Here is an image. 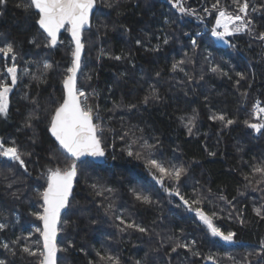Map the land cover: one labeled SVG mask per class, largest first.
I'll list each match as a JSON object with an SVG mask.
<instances>
[{"label": "trees", "instance_id": "1", "mask_svg": "<svg viewBox=\"0 0 264 264\" xmlns=\"http://www.w3.org/2000/svg\"><path fill=\"white\" fill-rule=\"evenodd\" d=\"M95 2L77 94L106 159L76 166L57 264H264V126L251 128L264 0ZM218 15L236 18L228 43L211 34ZM37 18L30 0H0V92L16 69L0 114L15 154L0 149V264H41L42 194L74 163L47 131L73 47L64 32L52 49Z\"/></svg>", "mask_w": 264, "mask_h": 264}, {"label": "water", "instance_id": "2", "mask_svg": "<svg viewBox=\"0 0 264 264\" xmlns=\"http://www.w3.org/2000/svg\"><path fill=\"white\" fill-rule=\"evenodd\" d=\"M33 11L38 14V29L54 49L59 37L67 29V37L73 47L71 71L62 83L63 100L55 110L48 126V135L60 150L74 161L64 173L55 172L48 178L42 194L41 264H57V239L61 216L66 212L77 175L79 162L89 160L102 165L106 153L97 138L96 128L89 114L84 112L77 94V78L84 55L83 33L91 27L95 0H30ZM7 71V70H6ZM15 79L12 80V84ZM251 128L258 132L257 124ZM168 194H174L167 191Z\"/></svg>", "mask_w": 264, "mask_h": 264}, {"label": "rangeland", "instance_id": "3", "mask_svg": "<svg viewBox=\"0 0 264 264\" xmlns=\"http://www.w3.org/2000/svg\"><path fill=\"white\" fill-rule=\"evenodd\" d=\"M199 22L203 23V20H199ZM235 23H236V18L229 17V16H226V15H218V18L215 21L213 29H217V30L220 29L226 35H230V34H233V33L236 32V29H235L236 27L234 26ZM210 31H211V29H210ZM224 38H226V37H224ZM72 53H73V49H72ZM6 110H7L6 101H2V102L0 101V114H1V116H4L2 114H4ZM88 113L90 114V112H88ZM93 115H94L93 117L97 118V115L95 113ZM0 149H1V152H2L1 156L3 158L10 159V160L14 158L15 154H14V152L12 150H9V149H6V148H1V147H0ZM144 172L147 175V177L150 180H152L160 188V190L163 193H167L168 189H167L166 183L164 181H162L161 179H159L157 177V175L155 174V172H153L151 170H147V169ZM41 217H42V215H41ZM40 222H41V219H40ZM208 230H209V232L211 234H213L214 236H217L223 242H226V243H230L231 242V237L223 236V235H220V234L216 233L211 226H208ZM40 236H41V233H40ZM262 246L264 247V241L262 242Z\"/></svg>", "mask_w": 264, "mask_h": 264}, {"label": "flooded vegetation", "instance_id": "4", "mask_svg": "<svg viewBox=\"0 0 264 264\" xmlns=\"http://www.w3.org/2000/svg\"><path fill=\"white\" fill-rule=\"evenodd\" d=\"M35 14H37V13H35ZM37 16H38V14H37ZM37 20H38V18H37ZM5 73L7 74L8 83L3 87V89L0 92V101L1 102L6 101L7 107H8V104H9L8 101H9L10 93L16 87V82L14 84H12V80L15 79L16 69L14 67L10 66V67L5 69ZM5 113H6V111H5ZM5 113L2 115H5Z\"/></svg>", "mask_w": 264, "mask_h": 264}, {"label": "built area", "instance_id": "5", "mask_svg": "<svg viewBox=\"0 0 264 264\" xmlns=\"http://www.w3.org/2000/svg\"><path fill=\"white\" fill-rule=\"evenodd\" d=\"M212 34L216 35V36H219V37L222 36L221 32L220 31H216V30H212ZM252 114H253V119L259 123V128L262 129V127H263V122L262 121L264 120V115L261 114L256 109L252 112Z\"/></svg>", "mask_w": 264, "mask_h": 264}, {"label": "bare ground", "instance_id": "6", "mask_svg": "<svg viewBox=\"0 0 264 264\" xmlns=\"http://www.w3.org/2000/svg\"><path fill=\"white\" fill-rule=\"evenodd\" d=\"M260 132V131H259Z\"/></svg>", "mask_w": 264, "mask_h": 264}]
</instances>
